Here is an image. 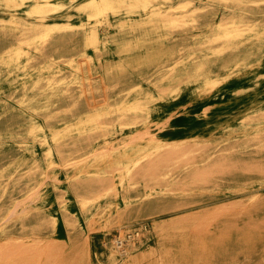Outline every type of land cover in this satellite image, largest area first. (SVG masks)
I'll use <instances>...</instances> for the list:
<instances>
[{
  "label": "rangeland",
  "instance_id": "1",
  "mask_svg": "<svg viewBox=\"0 0 264 264\" xmlns=\"http://www.w3.org/2000/svg\"><path fill=\"white\" fill-rule=\"evenodd\" d=\"M85 1L51 0L40 25L35 0H0V41L11 30L20 39L38 26L59 34L81 23L97 25L105 34L100 62L92 44L77 58L102 68L125 61V45L142 61L158 47L130 27L140 17L99 21L79 8ZM156 6L175 15L198 7L197 22L163 38V54L149 67L156 72L212 55L221 41L195 46L230 14L264 22V3L169 0ZM75 42L58 58L67 73ZM223 54V62L230 60L232 53ZM239 59L235 69L218 71L215 83L182 80L172 90L130 95L140 110L103 117L101 130L86 121V111L102 115L106 100L112 105L116 97L102 90L76 97L79 90L70 88L69 102L77 104L64 111L61 99L55 112L77 128L52 153L42 137L11 118L16 110L9 102L21 97L17 81H0V264H264V45ZM52 93L39 102L48 103ZM5 125L12 136L3 134ZM119 239L133 246L129 253Z\"/></svg>",
  "mask_w": 264,
  "mask_h": 264
},
{
  "label": "bare ground",
  "instance_id": "2",
  "mask_svg": "<svg viewBox=\"0 0 264 264\" xmlns=\"http://www.w3.org/2000/svg\"><path fill=\"white\" fill-rule=\"evenodd\" d=\"M1 1L11 3L14 0ZM168 1L86 0L79 3V8L86 10L88 16L97 17V20L106 23H108L110 16H113L114 19H119L122 15L130 19H135V16H138L140 19L134 20L130 27L132 29L141 28L144 35L151 42L156 39L158 47L156 49L151 47L146 61H142L132 54L130 45L123 46L121 52L129 56L116 67L102 68L101 64H96L92 58H87L85 63H82L77 58L78 56L83 57L86 55L87 51L83 46L92 44L98 56V62H100L99 56L105 47L99 43L103 41L102 37L105 34L102 36L97 25L81 23L80 27L74 29V31H69L71 33L61 31L58 32L59 34L52 33L55 29L53 26H38L32 28L30 34L20 39L16 37L15 30L8 31L0 41V81H3L6 77L11 82L17 81V86H14V90L17 91L19 89L21 91V97L17 102H9V105L16 110L11 118L19 119L20 124L26 126L29 135L42 137L48 145L49 152L52 153L55 151V145L59 144L62 139L73 136L74 130L77 128L74 121L66 118L59 119L58 116L61 115V112H55L61 99H65L67 104L64 106V111L69 109V105L77 104V100L69 102L68 98H72V94L69 91L70 88L79 90L78 94H75L76 97H87L89 93L95 90H102L105 97H108L110 93H113L116 97V101L114 100L115 102L112 105H110L108 99L106 100L108 106L102 114L104 116L94 113L93 109L86 111L88 114L86 121L101 130L105 128L102 124L103 117L108 115L126 116L140 110L137 104L129 103L131 100L129 99L130 95L142 91L148 93L153 90L161 93L166 90H172L177 88V85L182 80L186 82L215 83L218 71H224L226 66L235 69L239 65V55L241 53L254 51L264 45V22L252 23L243 17L230 14L225 17L226 20L224 22H221L212 31L210 36L198 40V45L195 46V48H211V42L221 41V47L214 50L212 55L195 61L175 63L173 68L161 72L149 70L153 60L163 54L160 49H163L161 46L163 38L169 37L173 29H186L189 24L198 20L195 11L198 7L193 8L189 13L181 12V14L175 15L174 13H168L165 9H161L160 6H156V2L166 3ZM219 1L230 4L245 2L251 4L264 3V0ZM185 6L182 5V7ZM50 9L51 0H35L32 11L42 14L40 15V25L45 24L43 13ZM119 25L123 31L125 23L120 22ZM65 27L72 28L69 23ZM74 33H78V40L74 38ZM154 35H157V37H153ZM79 40L81 44H78ZM72 41L76 42L73 43L74 47L71 48L68 63L74 68L70 70V73H67L63 71L58 58L65 55L66 49L64 47ZM171 42L172 40L169 42V46L173 49L176 46L172 45ZM224 52L232 53L230 60L226 62L222 60ZM141 77L145 80V89H143ZM126 89L127 92L124 97H119ZM48 90L53 91L49 102L40 103L39 101L44 97L39 96L44 95ZM3 92L4 89H0L1 98H3ZM9 105L6 104V106ZM2 130L6 136L13 135L9 125H5ZM137 161L130 160L127 163H137ZM52 220L55 221L56 216L53 215ZM134 234L136 235L137 232ZM132 235L129 234L128 236ZM119 242L118 246L123 248L126 253H129L128 245L130 244L126 245L121 239H119Z\"/></svg>",
  "mask_w": 264,
  "mask_h": 264
}]
</instances>
